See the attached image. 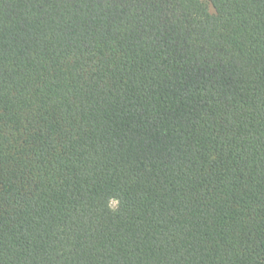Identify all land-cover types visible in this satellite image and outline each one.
<instances>
[{"label": "trees", "instance_id": "obj_1", "mask_svg": "<svg viewBox=\"0 0 264 264\" xmlns=\"http://www.w3.org/2000/svg\"><path fill=\"white\" fill-rule=\"evenodd\" d=\"M0 264H264V0H0Z\"/></svg>", "mask_w": 264, "mask_h": 264}, {"label": "rangeland", "instance_id": "obj_2", "mask_svg": "<svg viewBox=\"0 0 264 264\" xmlns=\"http://www.w3.org/2000/svg\"><path fill=\"white\" fill-rule=\"evenodd\" d=\"M112 207L115 208L116 207V203H112Z\"/></svg>", "mask_w": 264, "mask_h": 264}]
</instances>
